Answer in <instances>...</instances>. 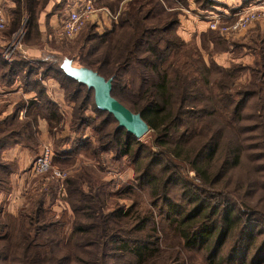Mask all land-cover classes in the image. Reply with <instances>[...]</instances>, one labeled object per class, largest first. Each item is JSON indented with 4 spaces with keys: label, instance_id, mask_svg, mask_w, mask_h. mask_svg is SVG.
<instances>
[{
    "label": "trees",
    "instance_id": "trees-1",
    "mask_svg": "<svg viewBox=\"0 0 264 264\" xmlns=\"http://www.w3.org/2000/svg\"><path fill=\"white\" fill-rule=\"evenodd\" d=\"M148 1L150 2L146 3H150V7L143 12L141 0H134L129 4L128 11L123 12V17H118V23L111 30L103 35L93 36L104 49L101 57L89 60L85 65L105 78L112 79L111 95L119 102L123 95L127 96L124 88L127 87V80L133 82L129 72L130 69H135L138 80L137 101L130 110L139 113L155 134L153 143L159 153L156 154L165 156L169 160V165L177 170L181 171L183 165L187 166L188 170L193 171L199 179L200 187L180 181L185 190L190 188L194 193L190 203L199 202L203 196H209L210 199L218 198L220 204L227 200L231 202L228 207H221L223 225L220 228L223 231L219 228L217 233V238H220L216 245L218 247L222 243L220 240L226 235H233L232 232L237 228L239 215L235 211L236 208H245L244 210L252 213L250 214L252 217L257 215V211L250 209L247 204L244 205L245 203L241 205L235 203L229 197V192L217 190L209 192L207 187L218 185L222 180L221 187L226 185L225 178L228 175L232 177V173L229 172L239 167L244 159H249L250 151L258 150L260 154L257 155L258 158L255 155L253 160L260 162V188L264 189V61H256L254 65L258 64L259 68L252 70V76L257 80L258 85L254 84L255 88H247L243 91L237 89L235 81L238 72L242 70L240 66L232 65L223 69L207 65L197 48L170 34L177 23L176 13H168L165 19H159L160 24L150 21L156 16V11L167 13L165 8L168 0ZM178 1L184 2V0ZM194 1L203 9L213 4L212 0ZM14 2V8L9 12V25L12 30L18 28L25 17H28L26 20L28 28L31 27L36 16L34 13L36 0H14ZM171 2L174 3L173 0ZM124 26L126 31L113 39L111 35L115 30ZM261 43L264 44V35ZM1 52L0 49V55ZM172 56L176 59L169 61ZM256 56L261 60L264 58V51L260 52V47ZM1 59L0 66L5 68ZM53 65L47 63L44 68L47 66L45 70L55 71ZM22 68L29 72L32 66L24 61L7 63L8 72L14 74ZM126 73L129 78L127 77L125 85L122 79ZM63 74L72 84L85 87L93 95L92 88H87L71 74L66 72ZM215 74L219 76L214 77ZM23 79L25 89L36 90L38 86L36 95L38 99H44L38 105L36 102H31L30 105H36L39 110L48 109L49 105H53L38 84L34 86L32 79ZM250 100L254 101L250 105L252 112L244 113V105ZM23 104V101L17 103L16 109H20ZM95 108L111 116L116 122L113 140L115 145L120 147L119 153L131 154L133 143L140 142V139L125 128L118 127L111 113L96 106ZM16 109L14 116L18 113ZM253 111L259 113L256 115L260 119L259 124H243L242 122L253 118L255 115ZM48 114L49 119L46 118L48 121L58 117L54 111ZM217 115L222 117L223 122H219ZM12 117L6 123L0 121V156L2 150L12 142L17 141L25 148H32L26 140L27 136L31 135L36 118L32 120L33 122L26 119L13 123ZM247 133L256 134L251 144L258 142V145H253L254 147L248 145ZM79 146L77 148H80ZM69 155L65 152L57 157L54 155V158L66 161V158H70ZM10 163L12 162L2 160L0 157V176L3 173L6 175L5 179L0 177V193L7 194L12 190L10 182L13 171L10 169ZM146 174L145 171L142 176ZM148 179L145 182L149 190L148 195L157 199L169 181L164 182L163 178L157 176ZM79 180L81 181L82 178ZM80 181L69 177L65 182L67 201L75 214L67 238L55 233L60 223L48 215L49 204L45 198L52 193V187L35 191L34 195L28 198V205L17 211L15 217L3 215V205L0 203V264H114L111 260L116 258L120 260L123 255L131 258L125 264H187L186 257L178 253L167 256L157 245L158 237L154 235L157 231L156 224L151 229L153 235L150 231L146 234L147 226L152 221L150 214L133 216L136 212L132 211V208L124 210L122 207L104 211L103 194L99 191H91V187H88L90 190L86 192L84 183L81 181V184ZM255 184L256 181L246 182L251 188ZM200 202L199 207L193 206L188 212H180L176 218H169V227H172L186 250L195 249L200 241L206 242L204 253L211 252L210 256H214V259L206 262L204 255V263L222 264L223 257L215 258L216 252L208 242L214 237L218 229L217 225L210 228L204 223L211 215L219 212L220 207L218 203L214 205L208 203L210 205L208 209L205 205L207 203L202 200ZM242 205L244 208L241 207ZM167 206V213L175 208L172 203H168ZM263 214L260 212V218L264 221ZM132 216L135 223H131ZM80 217L86 221H81ZM253 228L250 227L244 233L243 239L246 242L244 251L251 247L254 240ZM67 246H70V249ZM259 252L261 258L264 257V242L254 256L256 257ZM246 253L247 251L241 255L244 257Z\"/></svg>",
    "mask_w": 264,
    "mask_h": 264
},
{
    "label": "rangeland",
    "instance_id": "rangeland-1",
    "mask_svg": "<svg viewBox=\"0 0 264 264\" xmlns=\"http://www.w3.org/2000/svg\"><path fill=\"white\" fill-rule=\"evenodd\" d=\"M133 1L92 0L94 10L90 13L82 29L71 37H66L61 33V21L68 9L62 10L56 15V30L53 34L51 33L50 39V53L55 51V58H51L50 63L54 64L55 71L52 70L47 73V75L53 77L51 80L56 83L55 90L51 95L53 101H56V103L49 105L48 109L42 108L39 110L36 108V105L42 103L44 99H39L38 103L37 101L24 100L18 96L17 102L21 103L23 101L24 104L18 110L15 108L19 119L16 122H12L19 123L26 119L33 122L32 120L35 118L36 122L35 125L31 123V135L27 136L26 140L32 148L24 149L26 151L24 155L25 161L29 162H25V165L22 163L19 165L16 163L17 160L10 161L12 163L9 166L11 171H13L10 182L12 190L7 194L0 193L3 215L15 217L17 211L28 205L27 200L30 196L34 195L35 191L50 186L53 191L45 198L49 204L48 215L60 223L55 233L60 234L63 238H67L72 228L75 214L72 212L67 201L65 182L69 177L75 178L78 181L82 178L81 181L84 183L83 187L86 192L90 190L88 187H91V191H99L103 194L104 211H107L109 208L122 207L124 210L132 208V211L136 212L133 213V216L137 214L142 216L150 214L152 221L148 224L145 232L149 234L150 231L153 235L151 229L156 224L157 231L154 234L158 237L156 243L162 248L165 255L173 256L178 253V255L186 257L187 264H205L214 259V256H210L211 252L204 253L207 245L206 242H198L195 249H184L179 237H177L172 227H169L170 222L168 219L176 218L180 212H188L193 206L194 208L199 207L201 200L207 203L205 205L210 209V205L218 203V198L210 199L208 198L209 196H203L199 202L193 201V203H190L192 195L194 197V193H192L190 188H188L189 190H185L180 181L200 187L199 179L196 178L193 171L188 170L187 166L182 164L184 166H182V170H177L169 165V160L165 156L162 154L157 155L159 153L156 145L153 143L155 134L150 128L140 138V142L133 143L131 154L121 155L119 153L120 147L116 146L113 140L116 122L111 116L101 113L95 108L91 91L88 92L85 87L79 86V88L76 84H72L63 74V72L71 74L75 69L84 66L89 60H96L101 57L104 47L102 48L93 36H100L111 30L118 23V17H123V12L128 11L129 4ZM173 1L174 3L171 0L166 1L167 8L165 10L167 9V13L156 11V16L150 21L160 24L159 19H165L168 13H176L175 20H177V23L173 26L170 34L178 36L185 43L191 44V47L197 48L207 65L223 69L229 68L232 65L240 66L242 70L238 72V77L235 81L237 89L243 91L247 88H255L254 84L258 85V82L253 78L252 70L259 68V65L256 64L255 66L254 63L256 61H264V58L261 60L256 56L258 47H260V52L264 51V44L262 45L261 43L264 35V18L251 23L245 30L235 31L230 29H211L210 22L214 15H227V13H232L231 11L236 12L241 10L251 3L264 4V0H212L213 4L208 8L206 7L207 9L199 7L194 0H184V2ZM141 2L143 3L144 12V10L150 7V3L146 2L150 1L141 0ZM234 7L236 9H232ZM234 20H222L217 26L219 28L229 26ZM27 28L26 20H22L15 30H12L11 25H9L0 32V38L7 39L2 54L8 45L13 44L15 45V51L12 55H14L19 47L16 42L20 38L22 42H27ZM125 28L126 26L122 29L120 28L121 30L116 29L111 37L113 39L118 38L122 32L126 31ZM23 32H25V36H23ZM32 38H36L35 31H33ZM19 49H21V46ZM174 58L172 56L169 61ZM44 67H42V71L47 68V66L46 68ZM84 67L87 66L85 65ZM134 70L130 69L129 72L133 82L127 80L128 84L126 83L127 73L122 79V83L127 84V87L124 88L127 96L123 95L119 100L128 109L132 108L137 101L138 80ZM218 76L219 74L214 75V77ZM21 79L24 86L23 82L25 80ZM252 101L250 100L248 103H245L244 113L251 111L250 105ZM31 102H36L37 104L30 105L29 103ZM50 111L56 112L58 117L51 118L48 121L46 118L49 119L48 113ZM253 113L255 115L252 119H248L242 123L248 125L259 124L260 119L256 116L259 113L254 111ZM217 116L219 122H223L221 120L222 117ZM40 119L45 123L43 124V129L38 126V120ZM254 135L256 134H246L247 143L250 147L258 145V142L251 144V141L255 140ZM229 136L231 135L229 134ZM45 146L49 147L53 152L51 166L46 172L33 174L31 171L32 164L41 149ZM77 146L80 148H77ZM65 152L68 155L70 153V158H66V161L54 158V155L57 157ZM258 154H260L258 150L250 151V160L244 159L239 167L229 172V174L232 173V177L228 175L225 178L224 182L226 185L221 187L223 184L222 180L218 185L207 187V189L209 188V192H214V190L229 192V197L235 203L240 205L241 203H245L244 205L247 204L250 209L257 211V215L252 217L250 216L252 213L244 210V205L241 206L244 209L236 208L235 211L239 215L237 228L232 232L233 235H226L224 239L220 240L222 243L218 247L216 245L220 238H217V233L220 226L223 225L221 207H228L231 202L227 200L226 202H221L222 204L218 203L220 207L219 212L211 215L204 222L210 228L217 225L218 229L214 237L208 242L216 252L215 258L220 259L223 257L222 264H264V257L261 258L260 252L256 257L254 256L257 249L264 242V221L260 218V212L264 213V189L260 188V162L253 160L255 155L258 158ZM24 166L26 167L22 168ZM55 171H58L60 174L55 175ZM145 171L147 174L142 176ZM151 176L163 178L164 182L169 181L165 184L166 188H164L157 199H153L148 195L149 190L145 184ZM0 177L5 179L6 175L3 173ZM247 181L249 183L256 181V184L251 188L246 185ZM168 203H172L175 206L174 210L170 211V213H167ZM133 216L131 217V223L136 222H133ZM79 219L86 221L82 217ZM197 219L199 220V218ZM250 227H254V240L251 247L245 250L247 253L243 257L241 254L245 252L244 246H246V242L243 239L244 233ZM220 231L223 230L220 228ZM250 232L252 233V229ZM67 248L70 249V246H67ZM204 255L206 258L205 263L203 262ZM121 258L120 260L117 258L112 259L111 262L114 264H125L126 261L131 260L127 255H123Z\"/></svg>",
    "mask_w": 264,
    "mask_h": 264
},
{
    "label": "crops",
    "instance_id": "crops-1",
    "mask_svg": "<svg viewBox=\"0 0 264 264\" xmlns=\"http://www.w3.org/2000/svg\"><path fill=\"white\" fill-rule=\"evenodd\" d=\"M84 1L85 0H36V4L34 6V13L36 16L33 18V25L27 28V42H22L20 39L17 40V45H19V47L17 48L15 54L12 55L11 59L7 60L3 57L2 52L7 43V39L0 38V49L2 50L0 58H2L1 61L5 64V68H2V65L0 66V121H4L6 123V121L12 116L11 121L16 122L17 119H19L18 113L17 116H14L16 103H18L17 101L19 99L18 96L24 100L37 101L39 103V99L36 95V90L39 87L37 86L36 90L34 88L25 89L21 78L32 79L34 81L33 85L36 86L38 84L43 90V94L46 98L52 104L56 103V101H53V98L51 97L55 90L56 83L51 80L53 77L47 75V70L42 71V67H44L47 63H50L51 58H55V51L50 53L51 33L53 34L56 30V15L60 13V11L65 9L69 10L74 5L83 3ZM73 2L75 3L71 6ZM14 6V0H0V7L3 8V11L8 19L7 26L10 24L9 12L14 8ZM232 9L236 8L234 7ZM27 18L28 17H25L23 20H27ZM33 31L36 32V38L34 39L32 38ZM20 46L21 49H19ZM14 61L28 62L32 68L29 69V72H26L24 68L17 71L15 74L13 72H8L7 63ZM52 62L54 63V61ZM9 75H11V77ZM43 124H45L43 120H38L39 128L43 129ZM24 149L26 148L19 144V142H12L4 150H2L0 157L5 161L17 160L16 163L19 165L21 163L25 165L26 161L24 155L26 151ZM25 167L26 166L22 168Z\"/></svg>",
    "mask_w": 264,
    "mask_h": 264
},
{
    "label": "built area",
    "instance_id": "built-area-1",
    "mask_svg": "<svg viewBox=\"0 0 264 264\" xmlns=\"http://www.w3.org/2000/svg\"><path fill=\"white\" fill-rule=\"evenodd\" d=\"M92 0H85L83 3L74 5L69 9L65 17L61 21V33L66 37H71L77 34L82 27L85 25L90 13L93 11ZM232 13H227V15L217 14L214 15L210 22L211 29H225V30H245L249 25L258 19L264 18V4L263 3H251L241 10ZM226 19H235L229 26H222L219 28L217 25ZM8 19L0 7V32L7 26ZM24 34V32L22 33ZM21 39V38H20ZM18 42V41H17ZM16 42V44H17ZM15 45H8L3 53L5 59H10L14 53ZM53 157L52 150L45 146L41 149L40 153L36 156L32 164V173L37 174L41 172H46L51 166V160ZM58 171H55V175H59Z\"/></svg>",
    "mask_w": 264,
    "mask_h": 264
},
{
    "label": "water",
    "instance_id": "water-1",
    "mask_svg": "<svg viewBox=\"0 0 264 264\" xmlns=\"http://www.w3.org/2000/svg\"><path fill=\"white\" fill-rule=\"evenodd\" d=\"M71 76L93 89V99L95 106L113 115L118 127L125 128L140 139L148 130V124L142 119L139 113L132 112L115 97L111 95L112 79L105 78L97 71L88 67L75 69Z\"/></svg>",
    "mask_w": 264,
    "mask_h": 264
}]
</instances>
